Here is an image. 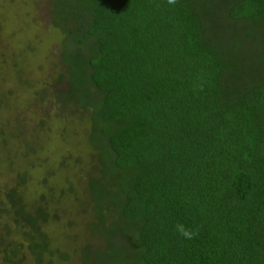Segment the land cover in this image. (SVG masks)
I'll use <instances>...</instances> for the list:
<instances>
[{
	"label": "trees",
	"instance_id": "trees-1",
	"mask_svg": "<svg viewBox=\"0 0 264 264\" xmlns=\"http://www.w3.org/2000/svg\"><path fill=\"white\" fill-rule=\"evenodd\" d=\"M57 6L59 118L70 100L89 110L99 165L86 185L102 243L82 248L80 264H264V0ZM19 144L38 170L35 148ZM27 170L0 196V261L66 260L46 233L66 209L55 193L27 204Z\"/></svg>",
	"mask_w": 264,
	"mask_h": 264
},
{
	"label": "rangeland",
	"instance_id": "rangeland-1",
	"mask_svg": "<svg viewBox=\"0 0 264 264\" xmlns=\"http://www.w3.org/2000/svg\"><path fill=\"white\" fill-rule=\"evenodd\" d=\"M62 1L0 0V143L6 142L4 147L0 145V196L17 173L28 169L32 177L24 188L25 202L34 203L40 193H55L58 208L66 209L64 213L59 209L60 229L52 226L46 233L61 238L56 247L67 259L50 257L51 264H80L82 248H99L102 243L91 235L89 224L96 226V221L88 207L86 185L99 165L88 146L89 110L70 100L59 118L58 96L64 84L56 79L61 72L64 36L56 23V9ZM18 71L22 73L20 83L27 85L17 82L14 73ZM22 140L35 148V157L29 162L40 159L38 170L16 155L23 149ZM8 154L10 160L5 158ZM41 175L45 186L38 183ZM74 199L83 202V210ZM122 247H129L127 240ZM22 264H32V260Z\"/></svg>",
	"mask_w": 264,
	"mask_h": 264
},
{
	"label": "clouds",
	"instance_id": "clouds-1",
	"mask_svg": "<svg viewBox=\"0 0 264 264\" xmlns=\"http://www.w3.org/2000/svg\"><path fill=\"white\" fill-rule=\"evenodd\" d=\"M176 2L177 0H167V3L170 5H174L176 4ZM175 230L180 236H182L183 238L187 240H191L198 235V229L193 230V229L187 228L184 224H181V223H177L175 225Z\"/></svg>",
	"mask_w": 264,
	"mask_h": 264
}]
</instances>
